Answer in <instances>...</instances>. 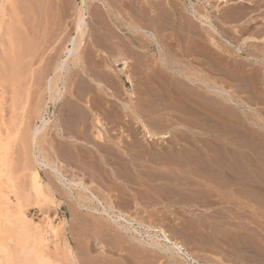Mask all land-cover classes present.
<instances>
[{"label":"rangeland","instance_id":"rangeland-1","mask_svg":"<svg viewBox=\"0 0 264 264\" xmlns=\"http://www.w3.org/2000/svg\"><path fill=\"white\" fill-rule=\"evenodd\" d=\"M84 1L91 14L103 15L108 28L99 29L89 18L87 74L77 73L71 61L62 74L53 72V66L69 55L65 47L73 49L68 42L64 51L57 39L63 22L54 8L44 34L45 29L38 27L45 19L44 9L30 4L33 10L26 26L36 24V29L31 28L29 35L19 23L23 13L5 4L7 20L0 31V146L4 147L0 155L6 152L1 169L8 171L12 183L0 177V185L9 198L7 208L15 210L30 192V173L37 168L44 192L55 205L41 198L21 208L29 230L38 225L41 231L46 213L52 218L57 235L50 239L46 234L44 249L60 264H142L135 258L142 248L151 249L149 264H180L168 258L170 253L160 252V241L148 225L170 233L200 263L264 264V45L258 41L264 35V0H228L227 4L162 0L164 8L158 13L147 3L159 0ZM61 3L68 4L66 21L74 26V10L82 0ZM72 26L71 38L76 35ZM120 52V57L129 56L126 70L122 62H111ZM63 86L68 90L53 102L55 89L64 91ZM86 99L99 112L106 134L100 145L92 147L73 145L68 134L61 137L56 131L57 125L75 128L77 115L85 120L87 138L94 140ZM142 124L156 134L147 143ZM76 133L71 135L83 140ZM145 155L155 158L143 170L150 179L147 192L135 178L139 159ZM183 158L197 162L185 163ZM102 160L134 179L131 183L117 179ZM47 161L87 189L59 177ZM207 174L215 180L204 181ZM183 183L190 185L182 188ZM121 192L130 203L139 201L136 210L116 198ZM91 193L111 207L110 215L113 210L128 213L134 220L130 225L139 233L117 228ZM81 194L91 197L90 207L89 200L79 198ZM141 240L152 244L146 247ZM10 248L16 249L14 240Z\"/></svg>","mask_w":264,"mask_h":264},{"label":"bare ground","instance_id":"bare-ground-1","mask_svg":"<svg viewBox=\"0 0 264 264\" xmlns=\"http://www.w3.org/2000/svg\"><path fill=\"white\" fill-rule=\"evenodd\" d=\"M67 1V0H66ZM144 1V0H143ZM205 1V0H204ZM221 2H223L224 4H227L228 3V0H220ZM239 1H244V0H239ZM247 1V0H246ZM9 2L14 10L15 13H23L24 15V18L23 19H19V23L21 25H24L25 26V32H30L29 35H31V31L33 28V30L36 29V24L35 25H30V27H27L26 24H27V19L31 16V13H32V9L29 8V6H35L36 7V3L38 6L42 7L44 9V21H43V24L42 26H38V27H41V29H45V33L46 34L48 28H49V23H48V20H49V14L51 12V10L53 9V11H55L54 14L57 15V18L60 19L62 22V24L60 25V33L58 34V37L57 39H60L61 42H60V45L64 48L66 46V43L70 42V44H72L73 46V49H68V46L65 47L66 48V53H69V55H67L66 59H64L63 61H59L61 63H59L58 65H55L53 66V72L54 73H59L61 72V74L63 73L62 71L63 70H67L68 68V61L72 62L71 66H73L75 69L77 68L78 70L76 71L77 73L79 72H82V73H86V60H87V51H86V41H87V37L89 35V18L92 19V22L93 23H96L98 28L99 29H108L105 25L103 24V19L102 18V14L98 11L99 14H91L89 9L87 8V5L85 3L84 0H82V5L80 7H78L76 10H74V16L75 18L74 19V26H72L73 30L75 31V36L71 38V26L69 27L68 25V22L66 21V18L69 17L68 13H67V6H65V4H62L61 3V0H1L0 2V31L1 29H3V25L5 23V16L7 15L6 13V7H5V4ZM247 2L249 3H252V0H248ZM33 4V5H30V4ZM66 3V2H65ZM144 3V2H143ZM55 4V5H54ZM148 8L153 11V12H159L161 10H163L164 8V3L162 0H159V1H149L148 3ZM264 4V3H263ZM7 6V5H6ZM167 6V5H166ZM99 7V6H98ZM169 7V6H167ZM173 7V6H172ZM9 8V6H8ZM38 9V8H37ZM88 9V11H87ZM234 9V8H233ZM10 10V9H9ZM52 11V12H53ZM101 11V10H100ZM11 12V11H10ZM71 13V12H70ZM12 14V13H10ZM36 14H39V13H35L33 15H36ZM227 14V13H226ZM21 15V14H20ZM51 15V14H50ZM71 15V14H70ZM102 15V16H101ZM53 16V15H51ZM50 16V17H51ZM73 16V17H74ZM195 16V15H194ZM201 16V15H200ZM206 20L208 19L207 16H203ZM219 17V16H218ZM7 18V17H6ZM14 18V17H13ZM34 18V17H33ZM35 18H37L35 16ZM41 19V17H39ZM72 18V16H71ZM104 18V17H103ZM224 18V17H223ZM241 18V17H240ZM88 19V21H87ZM105 19V18H104ZM165 19V18H164ZM204 19L203 23H209L207 22L206 20ZM68 20V19H67ZM72 20V19H71ZM154 20V19H153ZM202 20V19H200ZM17 21V19H16ZM38 21L37 23L40 22V20H36ZM226 21V20H225ZM227 22V21H226ZM8 23V22H7ZM6 23V24H7ZM30 23V22H29ZM35 23V22H34ZM42 23V22H41ZM39 23V24H41ZM17 24V23H16ZM32 24V23H30ZM52 24V23H51ZM20 25V26H21ZM33 26V27H31ZM19 27V26H18ZM57 27V26H56ZM209 27L213 29V27L211 26V24L209 23ZM5 28V27H4ZM23 28V27H22ZM131 28V27H130ZM262 28V27H261ZM5 30H7L8 32L10 31V26H7L5 28ZM15 31V30H14ZM20 31H23L22 29ZM135 31V30H134ZM7 32V33H8ZM24 32V31H23ZM22 32V33H23ZM35 32V31H34ZM50 32V31H49ZM256 32V31H255ZM11 33V32H10ZM108 33V32H107ZM16 34V33H15ZM9 35V34H8ZM24 35V33H23ZM28 35V34H27ZM28 35V38L32 37L30 36L29 37ZM60 35H61V38H60ZM12 36V34H11ZM14 36V35H13ZM26 35H24L25 37ZM37 36V35H36ZM57 36V35H56ZM105 36V35H104ZM110 36V34H109ZM16 37V35L14 36ZM21 37V36H20ZM46 37V36H45ZM55 37V36H54ZM18 38V37H17ZM34 38V37H33ZM42 39V38H41ZM45 39V38H44ZM56 39V40H57ZM107 39V38H106ZM5 40V39H4ZM12 40V39H11ZM10 40V41H11ZM19 40V39H18ZM21 40V38H20ZM19 40V41H20ZM55 40V39H54ZM244 41L242 43H245L246 40L243 39ZM15 41V40H14ZM17 41V40H16ZM34 41V40H33ZM44 41V40H43ZM97 41V40H96ZM257 41V39H256ZM260 42L263 43L264 45V35L260 38V40H258ZM8 42V41H7ZM23 42V40H22ZM35 42V41H34ZM20 43V42H19ZM211 43L216 46V44H214L213 41H211ZM32 44V43H31ZM34 45V44H33ZM245 45V44H244ZM93 46L96 47L95 44H93ZM106 46V45H105ZM8 47V46H7ZM11 47V46H10ZM14 47V45H13ZM59 47V46H58ZM118 47V46H117ZM19 48V46H18ZM36 48V47H34ZM65 48H64V51H65ZM88 48V47H87ZM15 49V47H14ZM12 50V48H11ZM52 50V49H51ZM72 50V52H71ZM21 51V50H20ZM25 52L28 54V50H25ZM60 52V51H59ZM71 52V54H70ZM124 52V51H123ZM55 53V52H54ZM122 52H120V54L118 53L117 56L118 57H114L113 55V59L111 60V62H113V64H117L118 62H122L123 64V70L127 68L128 66V61L127 59H129V56H127L126 58H124L123 56L120 57L119 55H121ZM57 55V54H56ZM60 56V55H59ZM14 57V56H13ZM18 58V57H17ZM49 58V57H48ZM26 59V57L24 58ZM55 59V58H54ZM90 61V60H89ZM31 62V61H30ZM97 64V62H96ZM107 68V67H106ZM112 68V67H111ZM71 69V67H70ZM114 69V68H113ZM119 71V69H117ZM122 70V71H123ZM117 71V72H118ZM121 71V69H120ZM104 72V71H103ZM105 73L108 77H110V74H107L108 71L105 70ZM125 73V71H124ZM81 74V73H80ZM99 74V73H97ZM101 74V73H100ZM90 75V74H89ZM102 76L104 74H101ZM127 75V79L130 80V78L128 77V74ZM61 76V75H60ZM98 76V75H97ZM162 76V75H161ZM92 77V76H91ZM107 77V79H108ZM57 78V77H56ZM100 78V77H99ZM192 78V77H191ZM58 79V78H57ZM105 79V78H104ZM148 79V78H147ZM59 80V79H58ZM103 80V79H102ZM109 80V79H108ZM111 80V79H110ZM56 81V80H55ZM52 82V81H51ZM96 84L99 86H102L101 82H98V81H95ZM105 82V80H104ZM103 82V83H104ZM107 82V80H106ZM161 82V81H160ZM65 84V83H63ZM85 84V83H84ZM83 84V85H84ZM171 84V83H169ZM64 87V86H63ZM115 87V86H114ZM101 88V87H100ZM168 88V87H167ZM51 90V88H49ZM64 91H62L61 89H55V93L54 95L52 96V101L55 102L57 101L58 99H60V97H62V95L68 90L67 87H64ZM71 89V88H69ZM82 89V88H81ZM83 90V89H82ZM91 91V90H90ZM89 91V92H90ZM173 92V91H172ZM71 94V92H69ZM83 92H80V94H82ZM86 93V92H85ZM192 93V92H191ZM84 95V94H83ZM96 95V94H95ZM72 96V95H71ZM79 96V95H78ZM87 96V94H86ZM85 97V96H84ZM97 97V95H96ZM91 99V97H90ZM90 99H86V107L88 109H90L91 111V119H92V133H93V137H94V140H91L90 138L88 139L84 133V131H86V128H84V123H85V120L83 118H79V116L76 117L79 118L78 121H77V118L69 112L70 116H74L75 118V121H76V126L75 128L73 129H68V128H65L63 126H58L57 123H56V131L58 132L59 136L61 137H65L66 134V138L69 139L70 142H72L71 144L74 145V143H80L81 145L83 146H86V145H89L90 147H92L93 145H97V144H101L102 141L105 140V128L101 122V118L99 117V112L97 113L95 111V107L93 105V102L90 100ZM65 101V100H64ZM194 103V102H193ZM71 105V104H70ZM100 108V107H99ZM2 110V109H1ZM191 112V111H190ZM75 114V113H74ZM118 116V115H117ZM81 117V115H80ZM90 117V116H89ZM107 117V116H106ZM73 118V117H72ZM111 121V120H110ZM59 122V121H58ZM198 122V121H197ZM1 124V123H0ZM75 125V124H74ZM1 126V125H0ZM86 127V126H85ZM106 127V126H105ZM142 127H143V135L145 138H143V140H146L145 143H147V138H152L154 137L156 134H154L153 131H151L149 128H147L146 125L142 124ZM1 130V129H0ZM1 132V131H0ZM75 134V132L79 133L82 135V139L83 140H79L77 136H80L78 135L77 133V136L76 135H71V133ZM37 132H35L36 134ZM3 134V133H1ZM132 137V136H131ZM39 141V140H38ZM116 141V140H115ZM2 141H0V144L2 145L1 143ZM92 142V143H91ZM91 143V144H90ZM139 143V142H138ZM114 144V142H113ZM141 144V143H140ZM5 146V143L3 144ZM147 145V144H146ZM7 146L9 147V145L7 144ZM3 147V146H2ZM0 146V149L2 148ZM8 147H5L6 149ZM136 147H138L137 143H136ZM4 148V147H3ZM2 148V149H3ZM140 149V148H139ZM145 150V149H144ZM9 151V150H8ZM5 152V151H4ZM3 152V153H4ZM9 153V152H7ZM80 153V152H79ZM107 153V152H106ZM144 153H147V151L145 150ZM0 154H2L0 152ZM143 154V153H142ZM6 155V152L4 155H0V177H6V180L10 181L11 182V179L12 178H9V176H7V173L8 171H4L3 169H1V167H5L4 164L2 163L3 162V158L5 157ZM60 155V154H59ZM81 155V154H80ZM142 158L139 159V164H140V170H136L137 171V174H136V177L135 178H139L140 179V183H139V186L141 188H145V192L148 191V184H147V181L150 180L149 179V176H147V174H143V170L144 169H147L149 167V163L152 162L153 160H155V158L151 157V156H141ZM80 158H83V157H80ZM218 158V157H217ZM7 159V158H6ZM173 159V158H172ZM227 159V158H226ZM83 160H85L83 158ZM105 160V158H104ZM102 160L101 162L102 163H106L108 165L109 161H104ZM137 160V159H136ZM113 161V160H112ZM156 161H158L159 163H163L165 165H167V162L163 160V158H157L156 157ZM155 161V162H156ZM182 161H185V163H196V159H186V158H183ZM6 163V162H5ZM45 163V162H44ZM116 163V162H115ZM175 163L178 165L180 162L179 161H175ZM205 163V162H204ZM214 163V162H213ZM212 163V164H213ZM46 165L50 166L56 174L59 175V177H64V173L62 172V170L60 169V167L58 165H49L50 163L47 161V163H45ZM126 164V163H125ZM130 165V162L128 163ZM87 165V164H86ZM159 165V164H158ZM188 165V164H187ZM206 165V163H205ZM112 170V173L114 174V176L121 180V181H125V182H129L130 179H134L132 178V176H130L126 171H124L125 173H120L119 171H117V168L115 167V165L113 164H110L108 165ZM126 166V165H125ZM225 166V165H224ZM158 167V166H157ZM161 167V166H160ZM7 168V167H6ZM119 168V167H118ZM142 168V169H141ZM169 168V167H167ZM126 169H128L130 171V168L126 166ZM132 169V167H131ZM33 172L30 173L31 177L29 179H31L30 181V189L27 191L29 193L25 194L21 199L22 200H19L18 201V205L16 207L15 210L12 211V209H9L7 208V204H8V196L2 192V187L0 185V264H60L58 260H55L53 256H51L47 251H45L44 249V246H45V241L47 240L46 237L47 235L46 234H50L51 237L50 239L53 237H55L57 234H56V229L54 227V225H52V222L53 220H51L49 218V216L47 215V213L45 214V225H44V228L40 230H38L39 228L37 226H35V229L33 227V230H29V223H28V220H27V217H25V213L23 212L22 208H21V205L22 204H27L29 201H32V200H40L41 198H44L42 200H46L48 199L45 203H48L50 202V204H54V199H52L50 196L47 197L48 195L45 194L44 192V189H43V186H42V182H41V177H40V174H39V170L37 168L35 169H32ZM125 170V169H124ZM148 170V169H147ZM155 170V169H154ZM157 171L159 169H156ZM163 170V165L162 167L160 168V171ZM179 171L181 172H184L182 169L178 168ZM191 170V169H190ZM145 171V170H144ZM31 172V171H30ZM101 172V171H100ZM188 173V172H187ZM174 174V173H173ZM105 177H107V175H105ZM65 178V177H64ZM112 178V176H111ZM202 178L204 179V181H207V180H213L214 177L213 175L211 174H207L205 176H202ZM66 180H69L68 178H65ZM103 179L105 180V178L103 177ZM108 179V178H106ZM113 179V178H112ZM155 179V178H154ZM215 180V179H214ZM70 182L74 183L75 185L79 186L81 185L82 187H84L85 189H87V187L84 186V184L82 183H79L78 181H75L74 179H70L69 180ZM132 181V180H131ZM130 181V183H131ZM157 181V180H156ZM108 182V181H106ZM149 182V181H148ZM1 183V181H0ZM9 183V182H8ZM12 183V182H11ZM202 183V182H200ZM219 183V182H217ZM126 184V183H125ZM180 184V183H179ZM114 185V184H113ZM187 185H190V183H183L182 185H180L181 187H185ZM205 185V183H204ZM110 186V185H109ZM127 186H129L127 184ZM198 186V185H197ZM130 187V186H129ZM180 187V188H181ZM182 187V188H183ZM182 188L180 190H182ZM127 189V188H126ZM156 190V189H155ZM47 191V190H46ZM20 192V191H19ZM25 192V190H24ZM91 192V191H90ZM49 193V192H48ZM55 193V192H54ZM119 193V192H118ZM23 194V193H22ZM52 194V193H51ZM92 194V198L93 199H96L98 202H100V204H102V213H104L105 215H107V217L112 221L114 222L116 225H117V228H119L120 230H124L125 232H134V233H139L137 231L136 228H133L134 226L130 225L131 223H133V218L129 217L130 215H128V213H125V212H122L121 211H116V210H113V214L110 215V208L108 209V207H106L105 205H103V203L101 202V200L99 199V197H97L95 194L91 193ZM138 194V193H137ZM146 194V193H145ZM142 195V194H141ZM126 193H123L121 192L119 196H116V198L120 199V200H123L126 204H131L133 206V208L136 210L137 206H139V201L137 202V200L133 199L132 202L130 203L126 197ZM15 197V196H14ZM54 197V196H53ZM80 199H82V201L84 202V200H89L88 202V205L90 207L91 205V202L92 199L91 197H89L88 195L84 196V195H80L79 196ZM125 198V199H124ZM157 200V199H156ZM17 201V200H16ZM82 202V203H83ZM34 204V203H33ZM37 205V203H35ZM41 204V203H40ZM143 204V203H142ZM151 204V203H150ZM153 204V203H152ZM45 205V204H44ZM84 205V204H83ZM87 205V204H86ZM87 205V206H88ZM114 205V204H113ZM122 206V205H121ZM126 206V205H125ZM9 207V206H8ZM24 207V206H23ZM40 207V206H39ZM49 207V206H48ZM47 207V208H48ZM92 207V206H91ZM92 208H95V206H93ZM26 209V208H24ZM130 209V208H129ZM112 210V209H111ZM120 210V209H119ZM45 213V212H44ZM43 213V215H44ZM130 218H128L127 217ZM52 217V216H51ZM149 217V216H148ZM31 219V218H30ZM43 221V220H42ZM34 222V221H33ZM147 222V221H145ZM30 224H31V220H30ZM36 224V222H35ZM138 224V223H137ZM130 225V226H129ZM147 227V225H145ZM116 227V226H115ZM31 228V227H30ZM56 228H59L58 226ZM132 228V229H131ZM148 228L150 229H153V231H157L159 232V234H157V232H153L155 234V237L158 238V241H160L157 246L160 248V252H163V253H170V256L168 258H170V260L175 263V262H180V264H206L204 262L200 263L199 260H197L195 257H193L188 251L185 250V247L180 244L178 241H176L171 235L170 233H166V231L161 228L160 226L158 227H154V225H148ZM147 228V229H148ZM32 229V228H31ZM63 229V228H62ZM63 231V230H61ZM149 230H147L148 232ZM130 232V233H131ZM146 232V233H147ZM133 233V234H134ZM129 234V233H128ZM150 234V233H149ZM46 235V236H45ZM148 235V234H147ZM45 236V237H44ZM128 238V237H127ZM131 238H134L135 240H137L133 235H131ZM130 238V239H131ZM150 238V237H149ZM49 239V238H48ZM53 239V238H52ZM14 240L15 242V245H16V249H12L10 248V241ZM57 240V239H56ZM66 240V239H65ZM64 240V242H65ZM142 241V240H141ZM48 242V241H47ZM143 242V241H142ZM152 242V241H151ZM146 244V247L147 245H151L152 243H148V242H143ZM12 244V243H11ZM48 244V243H47ZM46 244V245H47ZM120 244V243H119ZM68 246V244H67ZM66 246V247H67ZM121 247V246H120ZM47 248H50V247H47ZM151 248V247H150ZM69 249V247L67 248ZM157 249V248H155ZM132 251H134L133 249H131ZM128 251V249H127ZM131 251V252H132ZM138 253H140L137 257V260H139V262H141L142 264H149L148 263V259H149V253L151 251V249H146V248H142V249H138ZM137 252V251H136ZM135 252V253H136ZM136 253V254H138ZM131 254V253H130ZM133 255V253H132ZM243 255V254H242ZM135 256V255H134ZM128 258V257H127ZM167 259V257H165ZM156 259V258H155ZM154 259V260H155ZM18 261V262H17ZM62 263V262H61ZM115 264V263H114Z\"/></svg>","mask_w":264,"mask_h":264}]
</instances>
